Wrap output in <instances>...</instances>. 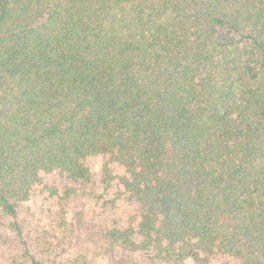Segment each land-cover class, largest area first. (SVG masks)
Returning <instances> with one entry per match:
<instances>
[{
  "label": "trees",
  "instance_id": "obj_1",
  "mask_svg": "<svg viewBox=\"0 0 264 264\" xmlns=\"http://www.w3.org/2000/svg\"><path fill=\"white\" fill-rule=\"evenodd\" d=\"M94 155L131 208L111 258L264 264V0H0V245L24 202L97 196Z\"/></svg>",
  "mask_w": 264,
  "mask_h": 264
},
{
  "label": "rangeland",
  "instance_id": "obj_2",
  "mask_svg": "<svg viewBox=\"0 0 264 264\" xmlns=\"http://www.w3.org/2000/svg\"><path fill=\"white\" fill-rule=\"evenodd\" d=\"M89 164L96 182V190L99 191L98 195L93 194V190L80 189L67 202L59 198H34L24 202L17 217L14 218V224L12 218H7L3 222L11 229L8 231V237L3 238L0 245V264H30L29 257L32 260V256L43 259L41 264H63L60 260L57 262L48 260L45 256L48 253L46 248L53 254H60L59 256L64 259H71L72 263L76 259L74 255L83 253L87 259L84 264H122L123 258L118 255L115 258L110 257L111 249L105 245L103 231L101 234V230L96 227L105 230L116 216L122 220L127 219L131 214V208L122 197H119L115 188L104 190L97 183L101 177L103 157L94 155L90 158ZM45 176L54 183L61 179L54 174ZM96 190L94 192H97ZM94 198L99 201L109 200L112 207L107 216L106 211L98 209ZM79 217L83 220L80 221ZM73 223L76 231L73 234L67 233L69 224ZM44 256L47 258L46 262Z\"/></svg>",
  "mask_w": 264,
  "mask_h": 264
}]
</instances>
